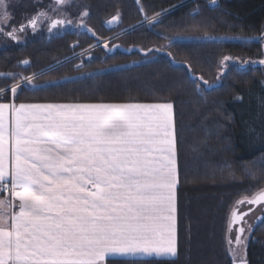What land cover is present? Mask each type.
<instances>
[{
    "label": "trees",
    "instance_id": "obj_1",
    "mask_svg": "<svg viewBox=\"0 0 264 264\" xmlns=\"http://www.w3.org/2000/svg\"><path fill=\"white\" fill-rule=\"evenodd\" d=\"M87 1L88 23L96 34L68 30L51 39L32 36L1 49L0 72L17 75L15 79L0 76V88L122 31L110 41V50L96 46L83 57L53 65L35 76L32 85L22 84L16 97L10 90L1 93L0 101L172 102L179 176L178 257L108 259L106 263L235 264L228 251L229 214L237 200L264 185V179L253 181L245 171L251 168L259 173L264 161V73L259 66L229 64L221 74L220 61L224 56L258 59L263 43L194 37L261 34L264 0H217L215 5L210 0ZM141 6L143 12L138 11ZM196 8L200 15L193 11ZM162 10L169 11L158 23H141L145 14L151 17ZM117 13L120 20L109 26L107 21ZM19 14L14 24L20 22ZM177 35L192 39H166ZM160 48L163 51H147ZM190 71L211 86L198 79L194 84ZM58 79L62 80L47 83ZM254 236L247 264H264V223H258Z\"/></svg>",
    "mask_w": 264,
    "mask_h": 264
},
{
    "label": "snow or ice",
    "instance_id": "obj_2",
    "mask_svg": "<svg viewBox=\"0 0 264 264\" xmlns=\"http://www.w3.org/2000/svg\"><path fill=\"white\" fill-rule=\"evenodd\" d=\"M72 2L54 0L58 8ZM210 2L215 5L217 0ZM9 6L10 0H0V35L12 40H19L16 33L27 26L36 31L38 21L46 17V13H38L26 18L27 25L5 31L13 19ZM138 11L143 12V7ZM193 11L201 14L199 8ZM159 17L160 13L145 14L141 23L153 25ZM49 19V32L72 23ZM119 20L117 13L107 23ZM184 38L166 37L169 41ZM232 60L223 57L221 74ZM258 63L264 65V60ZM16 75L0 73L13 79ZM189 75L194 84L198 79L211 86L203 76L196 77L191 71ZM22 80L33 83L32 76ZM20 89L17 82L7 90L16 97ZM5 91L0 88V93ZM245 171L259 182L264 179V161L259 173L251 168ZM178 184L172 102L0 103V264H106L108 259L177 258ZM244 205L247 210L241 211ZM254 206L261 212L256 219L264 223V187L237 200L231 212L230 224L247 226L236 231L235 243L240 248L246 246L245 232L251 233L255 227L245 219L257 210ZM240 264H247L246 259L241 257Z\"/></svg>",
    "mask_w": 264,
    "mask_h": 264
},
{
    "label": "rangeland",
    "instance_id": "obj_3",
    "mask_svg": "<svg viewBox=\"0 0 264 264\" xmlns=\"http://www.w3.org/2000/svg\"><path fill=\"white\" fill-rule=\"evenodd\" d=\"M7 11L10 13V15L13 17V19L18 13H20L19 15L21 16V20L19 23L14 24L13 19H12L10 21V24L5 27V31H11L13 28L18 29L21 25H27L28 20L26 18L30 19V18L36 16L38 13H41V12L46 13V17H41V19L38 21V26H37L36 31H32L30 26H27L25 31H23V32L18 31L16 34H17V36L20 37L19 40H12L10 37L0 35V50L13 45L14 43H25L26 40L32 36H40V37H44L47 39H51L54 36L64 34L68 30H75L78 32H85V31L90 30L89 32H91L92 34L94 33V35L96 34L94 32V30H92L91 26L88 23V17L90 14V10H89V3L87 0H73L71 5H66L64 7H59V8L54 4V0H10V6L7 8ZM168 11L169 10H166V11L160 13V16L162 14L168 12ZM84 13H87V15H84ZM49 18L71 20L72 23L71 24H65L62 26L58 25L56 29H53L51 32H49L48 31V28L50 25V19ZM81 24H84L87 27L86 28L81 27L80 26ZM121 32L122 31L117 32V33H115V34H113L107 38H99L95 44L78 50L76 53H74L73 55H71L70 57H68L66 59H69V58L72 59V58L78 57V55L83 57L84 55L88 54L89 51H91L96 46L105 47V44L108 45L105 48L110 50V48H111L110 46L112 45L110 41L113 40L118 35H120ZM207 36H214V37H216V39H239V37H242L245 35L205 34V35L194 37V38L208 39ZM181 37H185V39H192V37H190V36H181ZM251 37H253V39L260 40L263 43V54H262V56L258 59L229 56V57H232L233 60L230 61L228 63V65L229 64L230 65L236 64L238 67L239 66L240 67H247V66L258 67L259 66L263 69V73H264V65H261L258 63V61L264 60V39H261V37H264V31L259 35H255V36H251ZM90 57H91V55H90ZM66 59L56 61L53 65H57V64L65 61ZM244 61H246L247 63H242ZM136 62L137 61H133L131 63H136ZM53 65L48 66V68L52 67ZM119 66H124V64L114 65L112 67H119ZM48 68L45 67L44 69L40 70L39 72H37L33 75H30L33 77V82H34V77L36 74L43 72ZM0 73H5V72H0ZM83 74H85V73H81V75H83ZM23 77H27V76H23ZM23 77L14 80V82L12 84L17 83V82L21 83V85L25 84L22 80ZM67 78H68V76H67ZM61 80L62 79L49 80L47 83L59 82ZM10 86L5 88V89L6 90L10 89ZM69 103H71V102H69ZM93 103H110V102H93ZM126 103H131V102H126ZM262 187H264V185ZM257 190L258 189H256L254 191V193ZM247 207H248L247 205H244V206H242V208L240 210L246 211ZM254 207H256L257 210L245 218L247 220L248 224H254L255 227L251 233H248L247 231L245 232L244 235L247 236L248 239L245 240L246 246L244 248H240L239 246L236 245L235 235H236V231H237L238 227H240V226L247 227V226L242 225V224H230L231 214H229L228 228H227L228 251H229L230 256L232 257L234 262L240 261L241 257H243L244 259L247 260L248 245H249L252 238H256L254 236V230H255L256 226L258 225V223L260 222L256 219V217L260 216L261 212H260L258 206H254Z\"/></svg>",
    "mask_w": 264,
    "mask_h": 264
},
{
    "label": "crops",
    "instance_id": "obj_4",
    "mask_svg": "<svg viewBox=\"0 0 264 264\" xmlns=\"http://www.w3.org/2000/svg\"><path fill=\"white\" fill-rule=\"evenodd\" d=\"M9 102H13V101H0V103H9ZM15 102V101H14ZM16 104H20V103H28V104H48V103H54V104H66L67 102H39V101H34V102H15ZM69 103V102H68ZM71 103H93V102H71ZM131 103H142V102H131ZM148 104V103H145ZM177 167H178V161H177ZM6 195V194H5ZM177 221H178V214H177ZM177 232H178V224H177ZM178 237V235H177ZM107 264V263H106Z\"/></svg>",
    "mask_w": 264,
    "mask_h": 264
},
{
    "label": "water",
    "instance_id": "obj_5",
    "mask_svg": "<svg viewBox=\"0 0 264 264\" xmlns=\"http://www.w3.org/2000/svg\"><path fill=\"white\" fill-rule=\"evenodd\" d=\"M111 19H112V18H111ZM111 19H109L108 21H110ZM116 23H117V22H116ZM116 23H111V24L108 23V25H109V26H113V25L116 24ZM77 45H78L77 43L74 44V46H77ZM69 59H71V58H69ZM69 59H66L65 61H68ZM27 61H28V60H27ZM65 61H64V62H65ZM28 62H29V61H28ZM61 63H63V62H61ZM61 63H59V64H61ZM59 64H57V65H59ZM55 66H56V65H54V67H55ZM51 68H53V66L50 67V68H48V70L51 69ZM45 71H47V69H46ZM37 75H38V74H37ZM234 263H235V264H240V261H237V262H234Z\"/></svg>",
    "mask_w": 264,
    "mask_h": 264
},
{
    "label": "flooded vegetation",
    "instance_id": "obj_6",
    "mask_svg": "<svg viewBox=\"0 0 264 264\" xmlns=\"http://www.w3.org/2000/svg\"><path fill=\"white\" fill-rule=\"evenodd\" d=\"M77 44H78V43H77ZM78 56H79V55H78ZM87 57H90V54H89ZM47 70H48V69H47ZM43 72H45V71H43ZM43 72H40V73H43ZM40 73H38V75H39ZM35 76H37V74H36Z\"/></svg>",
    "mask_w": 264,
    "mask_h": 264
}]
</instances>
